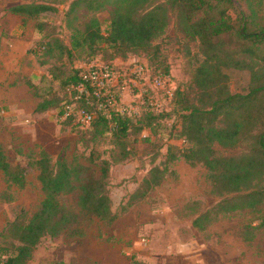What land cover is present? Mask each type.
<instances>
[{
    "label": "trees",
    "instance_id": "1",
    "mask_svg": "<svg viewBox=\"0 0 264 264\" xmlns=\"http://www.w3.org/2000/svg\"><path fill=\"white\" fill-rule=\"evenodd\" d=\"M107 4L112 5L107 32L96 14L83 29L73 28L71 45L55 31L47 32V38L38 42L47 56L42 62H49L51 57L63 60L75 51H85L91 59L100 54L109 62L141 54L149 60L153 74H170L168 59L155 40L166 33L170 14L174 13L177 30L186 40L198 44L203 55L194 65L189 82L178 86L172 99L181 112L178 136L185 146L169 144L159 162L157 150L150 168L118 211L111 193L112 164L136 155L139 141L160 144L159 128L170 113L156 111L146 97L140 111L122 113L112 108L107 114L98 108V99L89 88L80 94L78 102L95 111L87 126L93 143L89 153L85 160L79 155L53 159L44 149L28 162L38 169L44 197L30 216L21 211L5 224L0 264H28L46 236H85L81 212L106 226L113 225L162 185L173 171V163L181 158L205 166L208 193L219 197L211 205L200 198H189L182 205L184 215L192 216L193 226L199 231H206L222 213L247 209L264 212V0H72L70 9L86 5L96 12ZM55 9L49 0H23L9 7L11 13L25 18H37ZM37 27L42 31L46 23L38 21ZM228 68L250 71L248 91H232ZM58 69L60 66L52 63L49 72L53 79L60 80L62 94H42L27 80L40 97L38 110L60 107L64 114L65 101L75 94L72 85L82 81L79 67H72L66 75ZM106 140L110 147L102 150L99 146ZM241 143L245 147L236 162L215 155L216 145L232 148ZM28 167L12 162L0 145V168L11 186L26 185ZM63 194H71L72 200H62Z\"/></svg>",
    "mask_w": 264,
    "mask_h": 264
},
{
    "label": "rangeland",
    "instance_id": "2",
    "mask_svg": "<svg viewBox=\"0 0 264 264\" xmlns=\"http://www.w3.org/2000/svg\"><path fill=\"white\" fill-rule=\"evenodd\" d=\"M22 1L0 0V145L12 162L29 167L24 187L11 186L0 168V241L7 221L21 211L30 216L44 197L38 169L28 162L44 149L53 159L79 155L85 160L93 144L89 141L87 126L61 114L60 107L38 110L40 97L33 93L28 79L42 94H62L60 80L53 79L49 72L52 63L60 66L58 72L62 71L63 75L69 74L72 67L81 69L94 62L113 63L120 76L111 89L120 95L119 105L136 112L143 107L146 97L156 96L163 103V109L170 113L159 128L160 144L139 141L136 155L112 164L111 193L114 208L120 211L121 203L128 199L138 180L150 168L154 153L159 151V162L165 157L169 144L185 146L178 136L181 112L175 109L172 99L175 89L189 82L194 65L203 57L200 46L186 40L177 30L176 16L171 12L166 33L155 41L161 45L170 64L172 95L152 86L149 79H132L133 62L144 60L149 64L147 57L141 54L109 62L100 54L91 59L87 52L75 51L72 56L65 55L63 60L51 57L44 63L42 60L47 56L38 42L47 38L45 33L55 31L71 45L73 28L83 29L94 14L107 32L112 5L107 4L95 12L86 5L71 10L72 0H49L55 10L37 18H25L9 11L11 5ZM38 21L46 23L44 30L37 27ZM150 68L152 70L151 65ZM227 71L232 91L249 90L248 69L228 68ZM108 140L100 144L102 150L110 147ZM244 147V143L232 148L216 145L215 155L236 162ZM105 155L109 156L107 152ZM172 167L166 181L133 207L130 214L106 226L98 218L81 212L85 236H46L28 264H264V225H261L264 212L247 209L222 213L201 232L193 226L192 216L184 215L182 205L189 198H200L205 205H211L219 197L208 193L210 187L203 164H192L181 158ZM61 199L70 202L72 196L63 194ZM255 224L261 227L255 228ZM250 233H254L251 238Z\"/></svg>",
    "mask_w": 264,
    "mask_h": 264
},
{
    "label": "built area",
    "instance_id": "3",
    "mask_svg": "<svg viewBox=\"0 0 264 264\" xmlns=\"http://www.w3.org/2000/svg\"><path fill=\"white\" fill-rule=\"evenodd\" d=\"M132 64L130 73L133 80L149 79L152 86L164 89L170 95L173 94L170 74H152L150 65L144 60H136ZM80 74L82 81L77 85H72L75 94L70 100L65 101L66 103L64 104V115L66 117L72 118L76 123L84 126H88L91 123L95 116V111L89 110L78 103L80 94L86 93L89 88L92 89V93L97 97L98 108L101 111L107 114L112 108L122 113L131 111L129 107L119 105L120 95L111 89L120 76V73L115 70L113 63L94 62L87 67H81ZM150 103L156 111L165 110L163 109V103L156 96L151 99Z\"/></svg>",
    "mask_w": 264,
    "mask_h": 264
},
{
    "label": "crops",
    "instance_id": "4",
    "mask_svg": "<svg viewBox=\"0 0 264 264\" xmlns=\"http://www.w3.org/2000/svg\"><path fill=\"white\" fill-rule=\"evenodd\" d=\"M131 211H132V210H130V211H129V212H127V213H124V214H122V215H121L119 218H121L122 216H125V215H127L128 213L130 214V212H131ZM119 218H118V219H119ZM118 219H117V220H118ZM117 220H116V221H117Z\"/></svg>",
    "mask_w": 264,
    "mask_h": 264
}]
</instances>
